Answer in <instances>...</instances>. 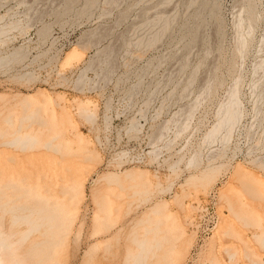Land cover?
Returning <instances> with one entry per match:
<instances>
[{"label": "rangeland", "instance_id": "rangeland-1", "mask_svg": "<svg viewBox=\"0 0 264 264\" xmlns=\"http://www.w3.org/2000/svg\"><path fill=\"white\" fill-rule=\"evenodd\" d=\"M203 1L217 3L216 20ZM240 12L239 0H0V169L21 171L33 187L41 183L29 202L49 199L46 211L66 218L57 229L63 234L41 244L45 249L35 244L46 228L15 245L20 255L40 251L28 260L41 264H135L136 241L147 240L160 244L137 264H264V208L246 193L241 217L232 178L239 165L264 176V3L255 28L238 25ZM74 48L82 59L65 65ZM40 92L61 97L50 111L59 117L54 129L47 126L51 132L44 124L50 112L42 121L16 107ZM81 101L89 112L80 116ZM234 102L241 117L230 141L228 127L208 138ZM67 105L75 122L62 128L68 131L59 150L48 149L47 134L69 120L60 118ZM26 134L43 144L9 143ZM72 134L84 146L67 147ZM209 164L225 167L206 189L187 184ZM129 170L147 177L145 194L101 180ZM66 175L73 181H63ZM229 191L226 204L222 193Z\"/></svg>", "mask_w": 264, "mask_h": 264}, {"label": "bare ground", "instance_id": "bare-ground-1", "mask_svg": "<svg viewBox=\"0 0 264 264\" xmlns=\"http://www.w3.org/2000/svg\"><path fill=\"white\" fill-rule=\"evenodd\" d=\"M213 1H216L217 2V0H213ZM263 1L264 0H239L241 12L239 13L238 25L240 27L241 26H244V25H247L249 29H252V28H255V26H257V23H258L259 18H260L259 17L260 16V9H261V6L264 3ZM201 2H202V0H201ZM210 4L203 1V6H202V7H204L203 10L204 9H207V8H210V13H211L210 17L212 16L216 20L219 17V15L217 14L218 13V7H217L218 5H217V3H214V2L211 5ZM72 6H73V4H72ZM202 7L200 9H202ZM202 12H204V11H202ZM200 14L201 13H199V15ZM199 15H197V16L200 17ZM194 16L196 17V15H194ZM198 17H196V18H198ZM219 23H220V21H219ZM197 28H199V26L198 27L196 26V29ZM192 31H194V30H192ZM197 34L196 33L193 34V38L192 39L197 38L198 37ZM193 41H191V42H193ZM197 42L198 41H196L195 43H197ZM247 43L248 42H247L246 39L243 40L239 44V51L242 48L246 47ZM18 54H19V52H18ZM14 55H15V53H14ZM82 56H83V54L77 48H74L73 50H71L67 54V56L65 58V65H68V64L70 65L74 61H78V60L80 61V59H82ZM232 96L233 97H236L237 96V92L236 91L233 92L232 93ZM53 97L50 94H48V92H40L38 94L31 95L29 97H26L25 96V97L19 98V99H17L15 101V103H16V107L17 106L18 107L19 106H22L23 108H25V111H31L29 113H32V114L30 116L28 115L29 116L28 118H31V119H34V118L36 119L37 118L38 119V118L41 117L40 119L43 121L44 119L42 117H44V115H46V114H49L50 111H53L51 109H52V107H54V105L56 106L57 103H61L62 104V102H60L61 100L59 101L57 99V98H61V97H59V96H56L55 98H53ZM57 105L59 106V104H57ZM77 105H78V108H77V106L75 108H77L78 109V112H80L79 113L80 116L81 115H85L84 113H86L88 111L87 109H88V106H89V102H84V103L82 102L81 104L79 103ZM233 105L234 106H231L230 108L226 109V111H225V118L220 123H218V125L216 127H214L212 131H210V133L208 134V138H212V139L213 138H216V136L219 134V132L223 128L228 127V132L226 133V135H225L224 138H226L227 141L228 140L230 141V138H231V132H230V130L232 129V127L237 123V121L241 117V110H240L239 104L237 102H234ZM58 106H56V107H58ZM60 108H61V110L64 111L62 113V115H61L63 117H60V118H63L64 119L65 116H67L69 120L67 121V120L64 119V121H66V123L64 122L65 124H63L64 126L58 128L53 133H49V135L47 134L48 138L44 140V144L42 143L43 140H41V142L39 144V141H38L39 138H37L36 135H32V134H26V135H23V137H21V136L19 137L18 136V138H16V139L14 138L15 140L13 139V141L12 142L9 141V143L12 144V145H20L23 149H26V148L27 149L28 148L32 149V148H34L37 145L40 146L41 144H43L48 149H54L55 151H58L59 148H60V146L58 145V143H60L59 142V136L62 134V132L66 133L68 131L66 128H64V129H62V128L65 127L66 124H72L73 122H75V121H73V118H72L73 116H72V114L70 112V109H69V106L68 105L67 106H64L63 109H62L61 106H60ZM54 112H50L49 119L44 120V124L46 125L45 127H46V130L47 131L49 130L48 129L49 127H51V128L53 127V126H50V125H52V123H54L55 121H57V119H59V117L56 115V111H54ZM91 118H92V116H91ZM40 119H39V121H41ZM93 122H94V120H93ZM41 125L43 126V124H41ZM53 125H55V123ZM47 126H48V128H47ZM54 127H53V129H54ZM65 129H66V132H65ZM49 132H51V131L49 130ZM70 135H71V133H70ZM73 136L75 137V135H73ZM39 137H41V134H40ZM43 137H46L45 136V133H44V136ZM80 137L81 136L75 137V139L78 138V140H75L74 139L75 141L74 140L73 141H70L69 140L70 138L66 139V142L65 143L67 144V147L70 146V145H72V144H76V143H78V144L80 143L81 145L83 143V146H84L83 138L81 139ZM77 146H80V145H77ZM65 147H66V145H65ZM78 149H80V147ZM67 153L68 152H63L61 155H65ZM93 157H96V156H93ZM198 158H199V156L198 157H194L191 160L190 165L191 166L199 165L200 162H198L199 161ZM93 159H95V158H93ZM9 160H11V158H9ZM200 161H201V159H200ZM252 162H254L252 164H255L256 165V162L257 161L256 162L255 161H252ZM260 165H261V163H260ZM223 167H225V164L224 165L222 164L220 166L219 165L218 166H216V165L213 166L212 164H209L208 167L206 168V170L204 169V171L201 172L198 176H194L193 175V176L189 177V179L187 180V184L188 185H196V184H198V186L200 185V186H202V188L205 187V189H206L208 187V185H210L212 183L213 179L215 178V175ZM253 167H254V165H253ZM260 167H261V169L263 168V171H264V163ZM14 169L15 168H10V167H8V168L1 167V169H0V264H41L40 261L39 262L38 261H34L35 258L33 259V262L31 261L32 263L28 260L30 258L36 257V255L34 256V254H36L37 252L35 253L34 250H32L33 252H31V251L28 250L32 254L31 253L29 254V252L27 251L28 253L27 252L26 253L24 252L26 255L25 254L24 255L23 254L20 255L18 253L19 250H17L19 246H17L15 248V245H17V244L19 245L21 243H25L26 241H28L30 239V237L32 235H34L35 233L39 232L41 229H44L45 230V228H46V230H45L46 233L45 232L42 233V236H44V239H45L44 242L38 243L37 245L35 244V246L37 247V249L40 248L39 246H41V244L44 246V244L46 243V241H48V242L49 241H52L51 240V237L55 238L59 234L61 236V233L63 231L62 228H61V226L65 223L66 218L64 220V218L60 214L58 216L59 217L61 216V217L58 220L57 216H55L54 214H49L46 211V209L44 207H49L50 208L52 206V203L49 202V199L48 200H45V199L42 200L41 199L40 201L37 200L38 202H34V200H32L33 202L32 201L29 202V199H32L33 198V196L31 194H33V193L36 192L35 191V187H36V190H37V188L39 187V185H42V184L41 183H36L35 186L33 187L32 184H31V177H29V178L24 177V176L21 175V171L14 170ZM138 171L136 172V170L135 171L134 170L133 171L132 170H129V171H126L124 173V175H122V176H120L119 174L117 175L115 173H108L107 175L103 176L102 179L101 178L100 179L103 180V181H106L107 185H111V186H121L122 187L125 183H127V184L128 183H131V186L129 187V189H132V190L134 189V190L137 191L136 193H139V194L140 193L145 194L146 187L148 185V179L143 174V172H138ZM233 171H234L232 173V176L233 177L232 176L231 177L234 178L235 181H236V183H237V185L234 186L233 189L236 190V194H237L238 197L237 198L234 197V198H236L235 200H234V198H232V200H234V202L233 201L232 202L235 203L234 204L235 207L237 206L236 209H235V207L233 205H231V206L234 207V208L233 207L232 208L235 209V210H239V211L241 210V207L244 206V204H243V200L244 199L243 198H245L244 195L246 193L247 194L249 193L251 195L249 197L248 196L249 194H248V195H246V197L248 196L249 199L252 197L251 199L253 201L255 199L256 200L258 199L260 206H262L264 208V176H263V174H260V173L259 174L250 173V172H248V170H246L243 166H240V165L239 166H236ZM29 172H30V170H29ZM61 178H63L62 180L65 181V182H69L70 180L73 181V177H70L68 179L67 178V175L66 176H63ZM38 179H41V178L39 177ZM234 179H232V180H234ZM60 180L61 179L57 177L55 181H56V183H59ZM98 182H99V180H98ZM231 188H229L228 190H230ZM5 189L11 190V193L10 194H7L5 192ZM81 190H83V188ZM73 191L79 192L80 191V187L79 186L78 187H73ZM226 193H229V194H226ZM231 193L232 192H230V191L229 192H223L222 193V198L223 199H226V204H227V199L228 198H231L234 195V194H231ZM26 194H30V195H26ZM225 196H227V197L229 196V197L227 198ZM222 201H225V200H222ZM230 201H231V199L228 202H230ZM260 206H257V207L259 208ZM246 207H248L250 209V211H252V212H254V211L257 210L256 209L257 207H255V206L246 205ZM71 211H76V209L71 210ZM155 212H156L155 214H157L158 211H155ZM236 212H233V213L235 214ZM238 212L236 214H238ZM7 213L10 214L11 217H12V219H10V224H9L11 226V227L9 226L10 227L9 228V233H6L5 232V230H4V224H3V219H4V216L3 215H6ZM239 214L241 215V211H240ZM239 214H238V218H241L242 215L240 217ZM234 218L237 220V216L236 215H234ZM245 218H247V217H245ZM159 223H161V222H159ZM21 224H23V225L26 224L28 228L26 230H23V231H17L16 230V232H15L14 229L17 228ZM60 228L62 230L61 232L59 231ZM54 229H56V231H57V229H59L58 231L60 233L57 231L58 234H56L57 232ZM64 230H65V228H64ZM65 235L66 234H64L63 236H65ZM40 236H41V234H40ZM60 236H59V238H60ZM58 240H60V239H58ZM51 243H50V245H51ZM152 243L154 245H157V246H159V244H160V242H156L155 243V242L147 241V240H138V241H136L137 247L140 250V252L138 253V255L136 254L137 256L133 255V257L135 256V258L133 259V260H135V262L134 261H132V262H134L135 264L140 263V262L141 263L144 262L147 259V255L151 252V247L154 246V245H152ZM43 246H41V247H43ZM43 248H40V249L43 250ZM50 250H53V248L52 249L50 248ZM42 252H45V251H42ZM40 253L41 252L39 251L37 253V255L40 254ZM46 253H48V252H46ZM45 256L47 257V255H45ZM37 257H39V256H37ZM38 259H40V258H38ZM44 259H46V258H44ZM27 261H29L30 263L29 262L27 263ZM42 262H44V261H42Z\"/></svg>", "mask_w": 264, "mask_h": 264}]
</instances>
